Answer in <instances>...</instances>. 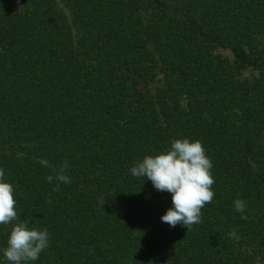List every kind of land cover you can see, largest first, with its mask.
I'll use <instances>...</instances> for the list:
<instances>
[{
	"label": "trees",
	"instance_id": "16d2710c",
	"mask_svg": "<svg viewBox=\"0 0 264 264\" xmlns=\"http://www.w3.org/2000/svg\"><path fill=\"white\" fill-rule=\"evenodd\" d=\"M176 138L213 164L190 230L130 172ZM0 168L50 234L29 264H264V0H0Z\"/></svg>",
	"mask_w": 264,
	"mask_h": 264
},
{
	"label": "clouds",
	"instance_id": "9594fccd",
	"mask_svg": "<svg viewBox=\"0 0 264 264\" xmlns=\"http://www.w3.org/2000/svg\"><path fill=\"white\" fill-rule=\"evenodd\" d=\"M38 162L49 167L53 174L46 176L49 183L56 181L53 191H59L61 184L71 182L67 174L69 167L65 160L59 165H51L46 159ZM212 161L199 140L176 138L170 147L154 155H145L137 160L130 169L132 176L147 178L153 187L172 196V207L161 216V221L175 227L181 224L190 230L193 225L202 222V209L210 204L215 196L212 186ZM0 168V225L11 226L6 247L0 249L8 264H29L39 259L40 254L49 246L50 234L47 228L42 230L29 226L28 220H21L16 211L14 187L5 179ZM246 202L237 198L234 210L244 213ZM242 219H247L242 215ZM234 236L235 232H230Z\"/></svg>",
	"mask_w": 264,
	"mask_h": 264
},
{
	"label": "rangeland",
	"instance_id": "374dc122",
	"mask_svg": "<svg viewBox=\"0 0 264 264\" xmlns=\"http://www.w3.org/2000/svg\"><path fill=\"white\" fill-rule=\"evenodd\" d=\"M221 52H222L223 54L228 55V53H227L226 51L221 50Z\"/></svg>",
	"mask_w": 264,
	"mask_h": 264
}]
</instances>
